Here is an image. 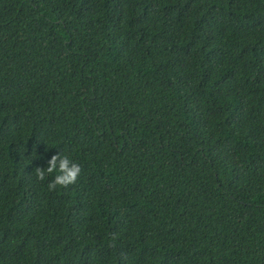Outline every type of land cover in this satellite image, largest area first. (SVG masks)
Returning <instances> with one entry per match:
<instances>
[{"label": "trees", "instance_id": "obj_1", "mask_svg": "<svg viewBox=\"0 0 264 264\" xmlns=\"http://www.w3.org/2000/svg\"><path fill=\"white\" fill-rule=\"evenodd\" d=\"M0 264H264V0H0Z\"/></svg>", "mask_w": 264, "mask_h": 264}, {"label": "clouds", "instance_id": "obj_2", "mask_svg": "<svg viewBox=\"0 0 264 264\" xmlns=\"http://www.w3.org/2000/svg\"><path fill=\"white\" fill-rule=\"evenodd\" d=\"M39 168V167H38ZM81 166L68 155L60 153L53 155L48 160L46 167L39 168L37 172L38 179H44L46 174H52V178L48 183L50 190H55L58 187L75 184L81 175Z\"/></svg>", "mask_w": 264, "mask_h": 264}]
</instances>
